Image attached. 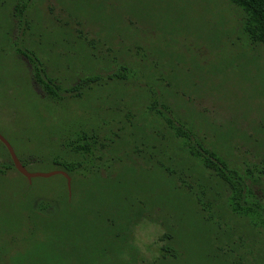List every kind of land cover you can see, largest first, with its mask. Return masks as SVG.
I'll return each instance as SVG.
<instances>
[{
    "label": "rangeland",
    "instance_id": "obj_1",
    "mask_svg": "<svg viewBox=\"0 0 264 264\" xmlns=\"http://www.w3.org/2000/svg\"><path fill=\"white\" fill-rule=\"evenodd\" d=\"M242 24L229 0H0V133L70 178L28 179L0 142V264H264V44ZM16 49L71 91L49 97Z\"/></svg>",
    "mask_w": 264,
    "mask_h": 264
},
{
    "label": "trees",
    "instance_id": "obj_2",
    "mask_svg": "<svg viewBox=\"0 0 264 264\" xmlns=\"http://www.w3.org/2000/svg\"><path fill=\"white\" fill-rule=\"evenodd\" d=\"M234 5H236L242 11V28L244 32L249 36L252 42H259L264 44V0H229ZM16 53L21 56L29 57L31 64L34 66V79L38 82H41L47 90L48 96L55 99L56 96L59 94V91H68L70 92L71 89L62 88L58 83L54 81L48 74H46L45 69L41 65V61L36 58L35 56L32 57L27 51H23L21 49H16ZM125 67H122L117 73H113L108 78L109 79H123L125 78V74L123 72ZM99 80V77L91 79V81ZM163 117L165 116L163 111H158ZM166 117V116H165ZM170 126L175 131L176 136H184L190 139V135L188 131L183 130L180 128V125H174L173 122L169 119H166ZM98 141V140H97ZM1 142V141H0ZM2 143V142H1ZM98 143H100L98 141ZM3 144V143H2ZM90 141V135L87 131H83L82 135H80L77 142H73L72 145L73 150L75 153L83 154H93V148ZM100 145L103 146L102 143ZM8 158L11 161L12 167L14 169L15 166L11 159V156L3 144ZM198 150L195 148L190 149L191 154L196 155L202 158V165L210 170V172L216 176V178L222 182L224 185H228L233 189V194L230 197L231 205L234 207H243L249 206L251 203H248L247 200H244V193H243V185L238 180H234V175H237L239 178L240 176L237 174V169L230 167V164L225 158L218 156L216 152L211 150L210 148L202 147ZM190 154V153H189ZM234 185V186H233Z\"/></svg>",
    "mask_w": 264,
    "mask_h": 264
},
{
    "label": "water",
    "instance_id": "obj_3",
    "mask_svg": "<svg viewBox=\"0 0 264 264\" xmlns=\"http://www.w3.org/2000/svg\"><path fill=\"white\" fill-rule=\"evenodd\" d=\"M0 141L6 146L16 170L18 172H20L22 175H24L28 179H31L32 177H35V176L48 177V176H51V175H54V174H63L67 178L68 187L70 188V178H69V176L67 175V173L65 171L58 169V170H54V171H51V172H45V173H43V172H30L21 163V161L18 158L16 152L14 151L12 145L9 143V141L1 133H0Z\"/></svg>",
    "mask_w": 264,
    "mask_h": 264
}]
</instances>
